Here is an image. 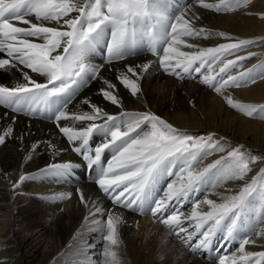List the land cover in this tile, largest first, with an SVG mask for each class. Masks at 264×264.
<instances>
[{"label": "snow or ice", "instance_id": "snow-or-ice-1", "mask_svg": "<svg viewBox=\"0 0 264 264\" xmlns=\"http://www.w3.org/2000/svg\"><path fill=\"white\" fill-rule=\"evenodd\" d=\"M248 2L199 0L203 8L217 12L236 10ZM185 16L184 9L172 14L165 0H0V54L6 56L0 58V70L16 80L14 84L0 83V106L30 116L50 112L49 118L58 127L61 120L88 121L86 127L65 126L59 127V131L89 169L95 166V183L104 196L114 205L153 216L175 232L190 250L207 253L213 251L218 237L223 247L236 239L239 231L248 229L251 233L258 226L250 222L253 201L259 202L260 223H264V169L235 194L220 196V202L208 199L207 191L203 199L192 197L198 196L205 186L215 189L226 180L244 181L252 171L250 163L257 157L243 145L232 146L215 133L199 135L183 131L150 111L110 115L95 104H91L90 112L67 111V104L80 89L99 76L100 67L87 58L106 35V62L124 60L135 48L147 46L168 75L183 79L196 74L202 85L221 95L226 88L264 79V74H257L255 69L224 76L238 67L240 61L254 55L245 57L237 53L264 40H236L223 32L196 28ZM213 35L235 42L201 48L184 39ZM182 46L191 50L183 51ZM230 56L236 59H226ZM151 67L150 62L128 65L117 79L136 97L142 91L139 81ZM259 67L264 70V65ZM17 72L20 78L16 77ZM103 85L106 86L100 90L103 99L123 108L115 91L117 85L107 79ZM224 98L232 109L264 119V104L242 103L230 95ZM12 133L13 128L8 127L0 134V145ZM94 134L101 136V142L95 146L90 143ZM52 147L55 155L57 149ZM226 148H231L226 156L201 167L205 159L225 152ZM106 151L111 158L105 163L102 157ZM73 167L72 162L53 163L40 174L63 175ZM165 177L174 178L158 194V186ZM34 178L22 175L20 183ZM18 186L14 184L13 189ZM70 196L71 193L60 194L50 199L63 201ZM80 200L85 202L82 193ZM190 201L191 211L185 212L184 206ZM202 204L208 206L207 211L201 210ZM92 208L94 211L90 209L85 219L89 230L99 233L103 241L102 264H122L118 253V226L122 217L95 203ZM260 234L264 235V228ZM250 243L255 244V240L249 234L241 239L238 255H218V264H264V251L245 250Z\"/></svg>", "mask_w": 264, "mask_h": 264}, {"label": "bare ground", "instance_id": "bare-ground-1", "mask_svg": "<svg viewBox=\"0 0 264 264\" xmlns=\"http://www.w3.org/2000/svg\"><path fill=\"white\" fill-rule=\"evenodd\" d=\"M205 2L216 3L218 0ZM170 3L176 14L182 9L186 11L185 18L191 21L193 27L204 28L213 33L223 32L236 40L264 39V0H255L249 8L238 9L232 13L205 9L200 6L199 0H170ZM214 38L210 41L202 37L184 39L188 44L202 48L217 46V39ZM107 39L106 35L105 40L97 46L102 58L97 57L96 49L89 53L88 62L100 67L99 76L90 79L67 104L69 114L90 112L91 104L102 107L110 115H119L122 111H150L183 131H212L215 134L222 130L224 133L233 132L232 137L239 139V144L245 148L254 145L264 148V123L248 120L224 105V97L229 95L238 101L244 100L245 97L263 99L264 82L254 87H229L224 89L221 95L202 85L196 74H193V78L183 79L168 75L160 68L159 58L147 46H142L140 52L130 54L124 60L108 63L105 51ZM181 50L191 49L182 46ZM0 58L6 56L0 54ZM144 62H150L152 67L139 81L141 93L133 97L130 91L119 83L117 77L126 71V66H137ZM231 71L230 69L224 76ZM16 77L20 78L19 72ZM104 79L117 85L115 91L122 99L123 108L103 99L100 90L106 87L103 85ZM15 82V79L0 70V83ZM85 100L89 103H84ZM88 123L71 119L61 120L59 127L81 128L86 127ZM8 127L13 128V133L0 145V264H102L103 241L99 233L89 230L85 219L90 209L94 211L93 203L122 217L123 222L118 226V253L122 264H218L215 260L218 255H238L239 237L244 233L238 232L236 239L223 247L218 237L211 252H193L175 232L164 228L158 219L114 205L95 182L85 178L86 162L82 163L81 156L72 150L73 145L60 133L54 119L42 121L14 114L0 106V134ZM228 138L232 140L230 136ZM90 142L93 146L99 144L101 136L94 134ZM53 145L57 149L55 155ZM110 158L111 153L106 151L102 159L106 163ZM67 162L74 164L71 169L74 172L58 175V183L50 179L52 173L40 174V171L50 164ZM260 171L261 169L256 168L255 174L258 176ZM89 174V178L96 176L95 166L89 170ZM22 175L35 178L20 183ZM173 178L165 177L161 180L158 194H162L167 183ZM14 184L19 186L13 189ZM233 184V181L228 182L225 188L215 189L205 186V191L210 190L207 198L220 202V196L235 194L236 191H229ZM205 191H201L192 199H203ZM67 193H71V196L63 201L50 199L52 196ZM80 193L84 196L83 203ZM183 210L191 211V201L185 204ZM201 210L207 211L208 206L202 204ZM262 228L264 226L260 229ZM124 229L128 232L125 237L122 235ZM252 239L255 244H248L246 251L263 249L264 235L260 234V230ZM148 253L152 254L150 263L147 261Z\"/></svg>", "mask_w": 264, "mask_h": 264}, {"label": "rangeland", "instance_id": "rangeland-1", "mask_svg": "<svg viewBox=\"0 0 264 264\" xmlns=\"http://www.w3.org/2000/svg\"><path fill=\"white\" fill-rule=\"evenodd\" d=\"M255 0H249V2L246 4V6L244 7H239L237 8L236 10L238 9H247L249 8V6L251 5V3H253ZM236 10H231V11H226L228 13H232ZM217 12V11H215ZM259 15V14H258ZM215 37V38H214ZM203 39H206L208 41L210 40H213L214 39H217L216 41V44L219 45V44H222V43H231V40L229 41V39H226V38H223V37H217L215 35L211 36V37H208V38H204L202 37ZM253 40V39H252ZM261 39H259L258 41H260ZM264 40V39H263ZM224 41V42H223ZM253 49V50H252ZM242 52V53H241ZM239 53H237V55L239 56H244L245 57H248L250 53L254 54V55H251L250 58L244 60V61H240L239 62V66L238 67H235V68H232L231 70V75H238L240 72H246L250 69H255L256 70V73L257 74H264V70H262L259 66L260 65H264V43H258L256 45H250L247 49L241 51ZM231 59H236V56H230ZM218 71V70H217ZM229 73V74H230ZM228 75V74H227ZM227 75L225 77H227ZM262 82H264V79H257L255 83H252V84H248L247 86L249 87H254V86H258L259 84H261ZM242 87V86H241ZM241 87H234V88H241ZM233 98V97H232ZM240 102L242 103H249V104H264V98L263 99H255V98H249V97H245L244 100H241ZM224 105L229 108L232 112H235V113H239V114H242L240 112H238L237 110H234L232 109L226 102V99H224ZM243 116H245L248 120H252V121H259V122H262L264 123V119H261L259 118L258 116L256 117H248L244 114H242ZM212 133V131H203L202 133L201 132H189V133H193V134H199V135H204V134H207V133ZM223 133V134H222ZM225 134V135H224ZM217 137H222L224 138L225 140H227L230 145L232 146H235V145H240V140L239 139H235L233 136V132H223L222 131H219V134H216ZM232 139V140H229V137ZM235 139V140H234ZM237 143V144H236ZM242 145V144H241ZM254 145V147H244L245 150H247L251 155L257 157V159L253 162V163H250V168L252 169L251 172L248 173V175L245 177V180L244 181H240V180H226L223 182V185L220 186V188H225L226 184L228 182H234L232 188H229V191L230 192H233V191H238L241 187H243L244 183L245 182H251L252 178L256 177L257 175L255 174V169H264V148L262 147H259V146H256ZM252 148V149H251ZM228 151H231V148H226L225 152H222V153H215L213 154L212 156H209L207 159L208 161H206L207 159H205L203 161V166L207 165L208 163H211L213 161H215L216 159H219L221 156H226L227 155V152ZM201 165V166H202ZM202 166V167H203ZM237 184V185H236ZM236 185V186H235ZM237 187V188H236ZM219 188V187H218ZM232 190V191H231ZM202 191H205V190H202ZM207 193L210 192V190H207ZM204 193V192H203ZM202 198V197H201ZM200 198V199H201ZM259 212H260V204L258 201H253V208L251 209L250 213H249V216H250V222L253 224V225H258L255 227V229L253 231H251V233H249V230L248 229H244V230H241L239 231L240 233H244V235H242L240 238V242H241V239L246 237L247 235H251V239L255 237L256 233L260 230L261 227L264 226V223H260L261 221V216L259 215ZM153 219H156V218H153ZM158 221V220H157ZM159 222V221H158ZM162 224V223H161ZM164 225V224H163ZM263 225V226H262ZM163 227V226H162ZM164 228H168L164 225ZM128 232H127V229H124L122 231V235L125 237V235H127ZM263 242H264V239H263ZM240 244V243H239ZM247 246V245H246ZM245 246V247H246ZM258 251H264V247L263 249H260ZM152 254L148 253L147 255V261L150 263L151 259H152ZM217 260V259H215Z\"/></svg>", "mask_w": 264, "mask_h": 264}]
</instances>
